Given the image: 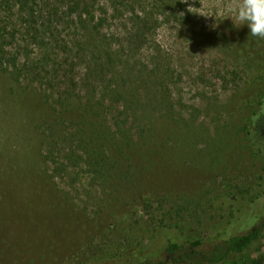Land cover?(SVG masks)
Segmentation results:
<instances>
[{
  "label": "rangeland",
  "instance_id": "obj_1",
  "mask_svg": "<svg viewBox=\"0 0 264 264\" xmlns=\"http://www.w3.org/2000/svg\"><path fill=\"white\" fill-rule=\"evenodd\" d=\"M174 1L172 14L163 0L139 8L152 22L135 60L140 69L156 63L142 71L159 80L151 93L170 113L152 110L124 179H92L84 164L52 178L40 153V125L50 119L42 86L0 72V264H138L154 241L200 239L209 253L242 231L228 216L232 202L264 188L261 38L226 17L228 0ZM245 209L263 211L264 196ZM253 260L264 264V228L250 250L219 264Z\"/></svg>",
  "mask_w": 264,
  "mask_h": 264
},
{
  "label": "trees",
  "instance_id": "obj_2",
  "mask_svg": "<svg viewBox=\"0 0 264 264\" xmlns=\"http://www.w3.org/2000/svg\"><path fill=\"white\" fill-rule=\"evenodd\" d=\"M163 2L161 8L172 14L175 1ZM141 4L142 0H0V72L14 81L42 86L39 95L50 119L40 125V153L52 178L84 164L92 179H124V168L133 160L129 152L150 130L146 123L151 122L152 110L163 106V113H170L165 98L151 93L159 80L153 72L142 71H154L156 63L152 70L140 69L135 60V52L149 39L152 22L139 9ZM254 48L264 53V39ZM257 105H264V87ZM256 148L264 159V140L259 138ZM263 196L264 188L246 202H232L228 216H238L235 223L242 231L215 243L209 253L199 250L200 239L176 235L167 237L162 247L154 241L143 248L138 264H219L241 255L263 237L264 222L254 225L264 219V210L245 212Z\"/></svg>",
  "mask_w": 264,
  "mask_h": 264
},
{
  "label": "clouds",
  "instance_id": "obj_3",
  "mask_svg": "<svg viewBox=\"0 0 264 264\" xmlns=\"http://www.w3.org/2000/svg\"><path fill=\"white\" fill-rule=\"evenodd\" d=\"M226 9L236 26L246 23L252 36L264 39V0H228Z\"/></svg>",
  "mask_w": 264,
  "mask_h": 264
}]
</instances>
